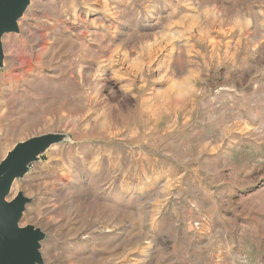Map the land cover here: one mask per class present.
I'll return each instance as SVG.
<instances>
[{
  "label": "rangeland",
  "instance_id": "obj_1",
  "mask_svg": "<svg viewBox=\"0 0 264 264\" xmlns=\"http://www.w3.org/2000/svg\"><path fill=\"white\" fill-rule=\"evenodd\" d=\"M3 39L0 164L43 264H264V0H31Z\"/></svg>",
  "mask_w": 264,
  "mask_h": 264
},
{
  "label": "water",
  "instance_id": "obj_2",
  "mask_svg": "<svg viewBox=\"0 0 264 264\" xmlns=\"http://www.w3.org/2000/svg\"><path fill=\"white\" fill-rule=\"evenodd\" d=\"M31 0H0V65L4 61L3 39L20 31L18 23ZM60 135H45L17 145L0 164V264H43L40 252L45 234L38 228L22 226L27 204L23 194L8 201L15 180L23 178L30 165L51 146Z\"/></svg>",
  "mask_w": 264,
  "mask_h": 264
},
{
  "label": "bare ground",
  "instance_id": "obj_3",
  "mask_svg": "<svg viewBox=\"0 0 264 264\" xmlns=\"http://www.w3.org/2000/svg\"><path fill=\"white\" fill-rule=\"evenodd\" d=\"M18 26H19V29H20V32H21V25H20V22L18 23ZM18 34V33H17ZM4 47V46H3Z\"/></svg>",
  "mask_w": 264,
  "mask_h": 264
}]
</instances>
